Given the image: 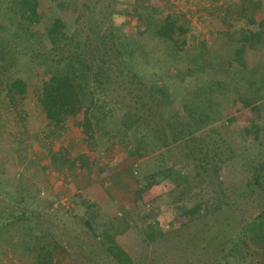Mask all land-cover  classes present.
Listing matches in <instances>:
<instances>
[{
    "label": "rangeland",
    "instance_id": "rangeland-1",
    "mask_svg": "<svg viewBox=\"0 0 264 264\" xmlns=\"http://www.w3.org/2000/svg\"><path fill=\"white\" fill-rule=\"evenodd\" d=\"M39 1L38 41L17 21L22 0H0V49L15 52L0 65V264H226L243 232L242 254L264 264V188L240 195L264 161V0ZM60 17L68 37L54 43ZM103 61L111 86L94 82ZM53 75L96 106L57 100L51 120L40 97ZM198 115L216 128L198 135L204 151L226 142L207 166L191 142L162 146Z\"/></svg>",
    "mask_w": 264,
    "mask_h": 264
},
{
    "label": "trees",
    "instance_id": "trees-1",
    "mask_svg": "<svg viewBox=\"0 0 264 264\" xmlns=\"http://www.w3.org/2000/svg\"><path fill=\"white\" fill-rule=\"evenodd\" d=\"M53 4L55 3V5L57 7H61V0H60V4H58V0L56 2V0H50ZM20 7V8H19ZM18 9L20 11V13H18L17 15V21L20 17V23H22V26L24 28V30H26L25 35L27 36L28 39L30 38H35L36 40H40V34H38L39 30L37 32H33V29H36V27L32 28L33 25H41V18L43 17L42 14V10L44 11L45 8L41 7V1L39 0H22L21 4H18ZM16 13V12H15ZM41 22V23H40ZM67 21L60 17L58 19H56L48 28L47 30V35L51 36L50 38L54 39V43H57V38L59 37L60 39H62L63 35H65V37H68V31H67ZM264 20H262L260 22V24L263 26ZM11 34H13V32H11ZM105 45V44H104ZM0 53L3 55V57H0V65H2L4 67L5 64H9L8 66L13 65L12 64V60H10L11 58L15 57V52L12 51V45H8V48H6V46L3 47V45L1 44V49H0ZM111 50L108 52L104 46L103 50H102V55L103 58L106 59L108 58V56H110ZM70 61H72V65H73V70L76 72H81V76L83 77L84 80H88L89 77L91 78L90 74H89V70L90 68L88 67V65L86 63H82L80 62L79 59H71ZM103 68H99L101 71L97 72L94 76V82L95 84L98 85V82L100 83V85H102L103 83L107 82L108 86H111L114 84H112V74H111V68L110 65L108 63H105V61H103ZM125 73H127L125 71ZM124 74V78L126 79V75ZM101 78L104 79L106 82H102ZM82 80V78H81ZM83 82V80H82ZM126 85H124L125 89H127V85H129L126 82H124ZM78 85V84H77ZM8 89H12V90H18L19 94L24 96L27 94V91L25 88H28L26 84H24V82L22 80H12L11 84H8ZM46 88L43 89V91L41 92V97H40V102L41 104L44 106V110L47 113L48 117L51 118V120L57 121L58 123H60L61 121V114L58 111L56 102L57 100L61 101L63 104H65L68 109L70 110V112L73 113V111H78L82 109V99L84 98V101H93L92 104L94 106H96L95 103H98V101H94L95 99L91 96L88 98V95L85 93V89H83V97L81 96L79 90L77 91V86L76 83L73 82L72 80L69 79V76L67 75H53L49 81V83L45 86ZM78 89H81V85H78ZM110 95H112V89L109 90ZM109 91L107 89V93L109 95ZM161 92H165L167 94L170 95H174L175 94V90H168L167 88H164ZM163 98L161 99L162 101H166L168 99L167 96H162ZM88 99V100H87ZM208 104L211 106L212 104H210L208 102ZM95 108V107H94ZM195 113V112H193ZM192 114V113H191ZM193 115V114H192ZM195 116V115H194ZM202 115H198L197 117V121L194 122H186L187 119L183 117V122L181 123L180 127L182 130V133H178L175 132L173 134H169L166 129L164 130V136L162 138L165 139V141L162 142V146L166 149L172 147L173 145H178V144H184L187 147H189L192 144V147H194L195 149H200V154L202 155L200 158L201 161V166H207L209 165L208 159L210 156V153H214L217 147H222L224 143V141L222 140V144L215 147L216 143H214V139H213V145L212 146H205L207 150H203V147L200 146L202 144H200L198 142V140L201 138V136H198L199 134H201V132H203V128L207 127L206 125L202 126L199 124H197V122H202ZM182 118V117H181ZM180 118V119H181ZM193 119V118H192ZM198 122V123H199ZM194 123V124H192ZM169 124V122H167V125ZM165 125V126H167ZM216 128H212L206 131H209L208 134H214ZM204 131L203 133L207 134V132ZM200 132V133H199ZM190 136V137H189ZM169 140H172V143L169 142ZM191 144H188L190 143ZM198 143V144H196ZM215 154V153H214ZM257 172H251L248 175V179L245 183V188H243V190L241 191L240 195L242 196H248L249 193L255 191L256 189H262L264 188V161L261 162L259 164V167L257 168ZM21 217H25V215H19L17 216V219L22 220ZM229 224L225 223L222 225V228L225 231V227H228ZM2 232V230H1ZM244 234V238H242L240 240L239 243H235V242H231L230 245L233 246L231 248V250L229 251V255L227 258L226 264H250L248 262L249 257L253 256V253L251 252H246V254H242V250L248 245V242H250L248 240V236L247 233L243 232ZM263 246H264V242H260ZM220 245V240L217 239V241L213 242V247H216ZM124 254L122 252H113V256L116 260H120V256Z\"/></svg>",
    "mask_w": 264,
    "mask_h": 264
}]
</instances>
